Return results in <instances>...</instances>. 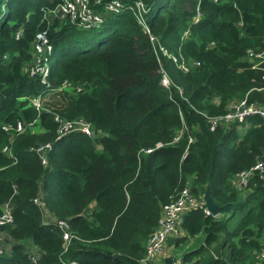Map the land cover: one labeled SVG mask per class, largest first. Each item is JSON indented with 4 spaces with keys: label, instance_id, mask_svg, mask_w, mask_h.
Returning <instances> with one entry per match:
<instances>
[{
    "label": "trees",
    "instance_id": "16d2710c",
    "mask_svg": "<svg viewBox=\"0 0 264 264\" xmlns=\"http://www.w3.org/2000/svg\"><path fill=\"white\" fill-rule=\"evenodd\" d=\"M61 1L0 0V217L6 205L12 217L0 231L13 242L0 264H140L162 207L185 188L199 199L209 188L221 214L184 216L182 236L167 242L203 241L181 264H264V180L235 185L264 160V120L208 122L235 101L264 105V59L248 54L264 52V0H142L154 43L125 9L89 30L48 21ZM39 31L53 48L46 84L25 70ZM37 96L41 112L29 105ZM55 115L90 123L97 137L57 140ZM18 123L23 134L2 129ZM42 144L46 165L32 151Z\"/></svg>",
    "mask_w": 264,
    "mask_h": 264
},
{
    "label": "built area",
    "instance_id": "2783aa9c",
    "mask_svg": "<svg viewBox=\"0 0 264 264\" xmlns=\"http://www.w3.org/2000/svg\"><path fill=\"white\" fill-rule=\"evenodd\" d=\"M213 1L217 2L218 0ZM124 9L132 13L137 25L149 36L150 41L154 43L155 38L150 34L146 21V16L149 10L142 0H133L128 4L123 3V0H62L53 9L47 11L44 14V17L46 19H48V17L59 19L61 22L68 21L79 29L89 30L92 28H98L103 23L106 14H118ZM184 35L186 36L187 32ZM31 46L33 59L31 64L26 67L25 70H27L29 76H35L37 74L41 79L40 83L46 84V78L51 73V60L53 55V48L49 43L47 32H37L35 40ZM248 54L250 60L253 58H258L260 60L264 59V52L255 53L250 50ZM172 59L177 63V66L181 71L184 73L189 71L190 66L187 65V63L184 61L178 63L174 57ZM196 65H198V63H196ZM161 85L165 88L170 86V81L164 73H162ZM65 88H68L67 85L61 87V89ZM42 102L43 100L39 96L29 98V105L35 108L38 112L43 110ZM251 116H258L264 120V105H258L255 103L250 104L247 99H245L231 103L226 114L210 117L208 122L210 130H214L220 126L229 128L233 124L244 123L246 119ZM54 118L55 121L59 123L57 140L70 134H83L90 139H95L97 137V133L94 131L92 125L82 119L67 121L59 118L57 115H55ZM29 126H32V124H29ZM2 129L6 132L12 130L14 132L13 135H18L23 134L26 127L22 123H18L15 127L3 126ZM181 134L182 131L176 135L173 142H177L180 139ZM189 142H192V140L189 139ZM160 147H162V145L157 144L153 149L145 150L144 152L149 154ZM32 151L39 156L41 164L46 165V156L51 151V145L42 144ZM2 152L9 153L6 148L3 149ZM256 177L260 180H264V160H258L252 168L239 173L235 178V185L240 190H250L251 181ZM35 202H37V200H35ZM198 208L202 209L206 215H210L203 200L193 196L188 188L183 189L176 200L164 205L160 212L158 226L147 241L145 256L140 264H158L159 261L164 258L168 239L182 236L180 225L184 216L189 211ZM7 223H12L11 209L8 205L3 207V213L0 217V226ZM57 224L63 231V239L68 240L70 235L68 233L67 223L57 222ZM10 249L11 245L6 248L0 242V255L5 253V251H10ZM258 258L264 261V251L258 255ZM169 264H181V261L180 259L173 258Z\"/></svg>",
    "mask_w": 264,
    "mask_h": 264
},
{
    "label": "rangeland",
    "instance_id": "374dc122",
    "mask_svg": "<svg viewBox=\"0 0 264 264\" xmlns=\"http://www.w3.org/2000/svg\"><path fill=\"white\" fill-rule=\"evenodd\" d=\"M48 21H53L54 18L52 17H48L47 19ZM33 128V127H32ZM45 221L47 222H51L53 221V218L50 214L46 213L45 212ZM7 236L6 234L2 233L0 231V242L2 243V245H4L6 248L10 247V245L13 244L12 241L10 240H6ZM203 241V235L200 234L198 236H196L195 238L193 239H190V240H186L184 243H181L180 246L178 247H174L172 244H169L167 242V246H166V250H165V253H164V258H162L158 264H164L165 260L164 259H167L168 256H172L173 258H177V257H174V252L173 250L175 249V252L176 253H179L180 255H183L185 252L188 251L189 247L191 246L192 248L190 249H194L196 248L201 242ZM190 244V245H189ZM9 252V251H8ZM5 253H7V251H5Z\"/></svg>",
    "mask_w": 264,
    "mask_h": 264
},
{
    "label": "water",
    "instance_id": "95a60500",
    "mask_svg": "<svg viewBox=\"0 0 264 264\" xmlns=\"http://www.w3.org/2000/svg\"><path fill=\"white\" fill-rule=\"evenodd\" d=\"M202 200L205 204L207 211L210 213L211 216L217 217L218 215L221 214L220 207H218L213 201L209 192V188L205 189Z\"/></svg>",
    "mask_w": 264,
    "mask_h": 264
},
{
    "label": "crops",
    "instance_id": "0c3cea01",
    "mask_svg": "<svg viewBox=\"0 0 264 264\" xmlns=\"http://www.w3.org/2000/svg\"><path fill=\"white\" fill-rule=\"evenodd\" d=\"M190 245V244H189ZM192 248L191 246L189 247V249ZM174 252V257H177V259H180V257H182V255H180L179 253L175 252V249L173 250ZM168 257H172V256H168Z\"/></svg>",
    "mask_w": 264,
    "mask_h": 264
}]
</instances>
